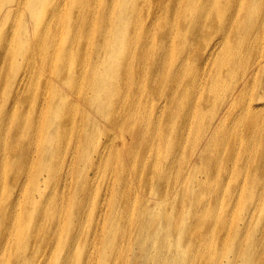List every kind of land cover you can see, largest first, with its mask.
Masks as SVG:
<instances>
[{
	"label": "bare ground",
	"instance_id": "6f19581e",
	"mask_svg": "<svg viewBox=\"0 0 264 264\" xmlns=\"http://www.w3.org/2000/svg\"><path fill=\"white\" fill-rule=\"evenodd\" d=\"M0 264H264V0H0Z\"/></svg>",
	"mask_w": 264,
	"mask_h": 264
},
{
	"label": "rangeland",
	"instance_id": "374dc122",
	"mask_svg": "<svg viewBox=\"0 0 264 264\" xmlns=\"http://www.w3.org/2000/svg\"><path fill=\"white\" fill-rule=\"evenodd\" d=\"M247 100H248V98L246 100H244V101H247Z\"/></svg>",
	"mask_w": 264,
	"mask_h": 264
}]
</instances>
